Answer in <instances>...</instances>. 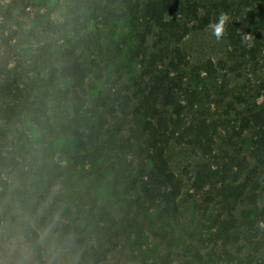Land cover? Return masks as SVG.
<instances>
[{"label": "trees", "instance_id": "obj_1", "mask_svg": "<svg viewBox=\"0 0 264 264\" xmlns=\"http://www.w3.org/2000/svg\"><path fill=\"white\" fill-rule=\"evenodd\" d=\"M60 1L65 5L71 34L59 50L51 40L43 44L27 72L39 74V68H43L46 75L41 79L30 77L27 82L22 69L12 66L2 53L13 39L9 30L14 10L25 11L29 0H10L7 8L1 7L0 103H34L40 96L49 97L51 88H55L71 137L68 164L77 167L90 162L101 174L120 170L143 198L168 209L176 208L185 182L171 169L167 147L175 143L196 149L200 160L190 177L191 189L206 192L208 204L218 198L221 206L213 220L215 241L220 242L221 249L220 254L216 252V262L264 264L253 254L246 259L239 254L243 252V240L252 237L257 242L264 226V103L254 102L227 123L209 117L198 108L195 76L187 73L189 59L181 45L192 31L207 28L221 14L227 17L221 37L228 41L233 56L259 63L264 58V37L248 38L241 23L231 18V0ZM255 2L261 8L255 9L253 22L264 30V0L247 4L255 8ZM116 4L118 18L130 19L138 42L135 57L139 71L131 84L105 78L102 62L86 53L84 31L89 17L84 11L92 10L105 20L116 19ZM87 37L94 40L93 34ZM205 71L214 74L211 61ZM91 78L103 79L109 87L105 96L94 101L89 99ZM245 102L238 98L236 103ZM46 106L42 104L31 115L35 123L41 124ZM229 106L235 107L232 103ZM221 128L225 132L217 149ZM20 165L8 131L0 129V190L8 185L5 173ZM81 220L49 221V225L62 248H79L100 263L116 243L107 234L91 245L88 238L93 222ZM22 234L33 251L32 264H48L40 234L33 225L24 224Z\"/></svg>", "mask_w": 264, "mask_h": 264}, {"label": "rangeland", "instance_id": "obj_2", "mask_svg": "<svg viewBox=\"0 0 264 264\" xmlns=\"http://www.w3.org/2000/svg\"><path fill=\"white\" fill-rule=\"evenodd\" d=\"M249 2L231 0V18L241 23L249 39L264 37V30L253 22L255 9L261 7L255 2L253 8ZM9 4L10 0H0V9ZM117 10L116 4V19L111 20L95 16L92 10L84 11L89 17L84 31L86 53L102 62L105 78L131 84L139 71L135 57L138 42L130 19H119ZM9 32L13 39L4 46L2 55L22 69L26 82L30 77L41 79L45 69L39 68V74L27 69L46 41H53L59 50L70 36L64 3L29 0L25 11L14 10ZM89 34L94 35L93 41L88 39ZM181 45L189 59L187 73L195 76L198 108L209 117L227 123L254 102L264 103V58L255 63L233 56L228 41L223 37L217 40L208 27L192 31ZM208 61L215 68L211 76L205 71ZM108 89L103 79L91 78L90 101L105 96ZM57 95L51 88L49 97L40 96L34 103H0V129L8 131L21 161L19 168L5 173L8 185L0 190V264L33 263V251L22 234L26 223L39 232L48 264H235L216 262V252H221L213 224L221 212L218 198L208 204L206 192L191 189L190 177L200 160L196 149L175 143L167 147L171 169L185 182L176 208L168 209L143 198L120 170L101 174L90 162L77 167L68 164L71 137ZM238 98L246 102L236 103ZM42 104L47 106L41 124H37L31 115ZM224 132L221 128L217 149L222 146ZM76 218L93 222L88 238L91 245L107 234L113 237L116 244L104 261L96 263L76 247L62 248L49 221ZM260 229L257 242L252 237L243 240L240 258L246 259L250 253L264 260V226Z\"/></svg>", "mask_w": 264, "mask_h": 264}, {"label": "clouds", "instance_id": "obj_3", "mask_svg": "<svg viewBox=\"0 0 264 264\" xmlns=\"http://www.w3.org/2000/svg\"><path fill=\"white\" fill-rule=\"evenodd\" d=\"M227 17H225L223 14H221L214 23H210L208 25L210 34L215 37L217 40L220 39L222 33H223V29H224V25L226 23Z\"/></svg>", "mask_w": 264, "mask_h": 264}]
</instances>
